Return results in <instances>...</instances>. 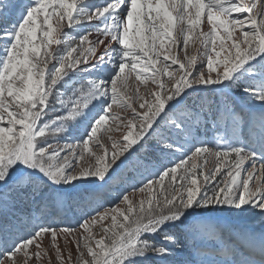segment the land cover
I'll list each match as a JSON object with an SVG mask.
<instances>
[{
    "label": "snow or ice",
    "instance_id": "obj_1",
    "mask_svg": "<svg viewBox=\"0 0 264 264\" xmlns=\"http://www.w3.org/2000/svg\"><path fill=\"white\" fill-rule=\"evenodd\" d=\"M0 19V215L80 184L100 200L154 133L179 154L76 228H5L0 264H264V229L209 216L264 217V0H0Z\"/></svg>",
    "mask_w": 264,
    "mask_h": 264
},
{
    "label": "rangeland",
    "instance_id": "obj_2",
    "mask_svg": "<svg viewBox=\"0 0 264 264\" xmlns=\"http://www.w3.org/2000/svg\"><path fill=\"white\" fill-rule=\"evenodd\" d=\"M24 2L25 0H14V3L18 8ZM3 23H5V21L0 19V24ZM6 23H11V19ZM187 53L188 55L197 54V48L190 43L187 48ZM137 86H139L141 93H143L144 85L135 81L134 78H130L129 92L131 93L134 91ZM232 94L237 98L239 103H248L246 98H240L238 87L233 89ZM218 98L223 99V96ZM249 107L253 110H259V105H249ZM112 111L119 112L121 110L114 107ZM112 127L115 128L116 125L113 124ZM82 132L83 129L81 128L79 131L73 132L72 135L79 138ZM113 135L119 138V133H113ZM104 142L108 143L106 136L104 137ZM94 150L98 153L102 152V149L98 147ZM178 158L179 154L173 156L166 149H163L159 133H154L146 143V150L144 148L138 149L128 157L123 165L116 168V171L112 173V179L104 186L103 195L100 200L90 202L91 194L93 191H96V189L89 184H80L77 185L76 188H67L61 202L49 203L48 206L42 210H38L36 203L31 200L18 202L13 213L8 214L7 216L0 215V233L7 228L14 235H25L26 229L23 221L32 220L34 217L40 215L43 216L45 221L52 223L53 226H71L76 228L85 213L88 212L91 207H96L98 203L103 204L104 207H109L111 203L117 202V195L127 189L130 184H138L139 181L145 176H149L151 173L155 172L162 164H166L169 160H175ZM255 215L258 216L260 213L258 211L241 213L226 208H221L213 213H209V216L219 227L230 232H259L264 229V217H261L259 221H256L253 218ZM58 243L63 249L64 242L62 238L58 239ZM43 244L45 247L50 246V240L45 238ZM3 251H5V247L0 244V253ZM72 251L75 253V247L72 248ZM49 256L51 257L52 264H57L54 252H50ZM41 264H49L48 259L43 258Z\"/></svg>",
    "mask_w": 264,
    "mask_h": 264
},
{
    "label": "bare ground",
    "instance_id": "obj_3",
    "mask_svg": "<svg viewBox=\"0 0 264 264\" xmlns=\"http://www.w3.org/2000/svg\"><path fill=\"white\" fill-rule=\"evenodd\" d=\"M257 215V214H256ZM254 216L253 218L256 220V221H259L260 220V218H261V216L260 215H258V216Z\"/></svg>",
    "mask_w": 264,
    "mask_h": 264
},
{
    "label": "trees",
    "instance_id": "obj_4",
    "mask_svg": "<svg viewBox=\"0 0 264 264\" xmlns=\"http://www.w3.org/2000/svg\"><path fill=\"white\" fill-rule=\"evenodd\" d=\"M31 207V206H30Z\"/></svg>",
    "mask_w": 264,
    "mask_h": 264
}]
</instances>
